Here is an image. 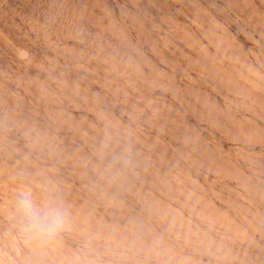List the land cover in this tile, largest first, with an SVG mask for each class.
<instances>
[{
  "label": "rangeland",
  "instance_id": "374dc122",
  "mask_svg": "<svg viewBox=\"0 0 264 264\" xmlns=\"http://www.w3.org/2000/svg\"><path fill=\"white\" fill-rule=\"evenodd\" d=\"M0 264H264V0H0Z\"/></svg>",
  "mask_w": 264,
  "mask_h": 264
},
{
  "label": "clouds",
  "instance_id": "9594fccd",
  "mask_svg": "<svg viewBox=\"0 0 264 264\" xmlns=\"http://www.w3.org/2000/svg\"><path fill=\"white\" fill-rule=\"evenodd\" d=\"M16 211L22 233L39 245L55 240L69 227L67 209L47 202L37 203L28 190L18 193Z\"/></svg>",
  "mask_w": 264,
  "mask_h": 264
}]
</instances>
